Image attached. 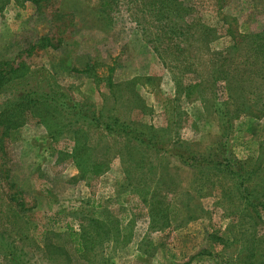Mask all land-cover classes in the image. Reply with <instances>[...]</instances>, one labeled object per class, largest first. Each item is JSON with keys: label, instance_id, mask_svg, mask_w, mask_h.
Instances as JSON below:
<instances>
[{"label": "rangeland", "instance_id": "obj_1", "mask_svg": "<svg viewBox=\"0 0 264 264\" xmlns=\"http://www.w3.org/2000/svg\"><path fill=\"white\" fill-rule=\"evenodd\" d=\"M38 1L0 0V61L17 69L0 95V264H264V207L254 215L242 192L264 204L259 178L239 187L242 177L194 171L53 109L49 126L5 130L23 87L203 151L220 133L216 98L233 112L228 150L264 175V11L249 0H172L163 15L151 0ZM42 35L52 46L28 54ZM67 227L91 238L84 253Z\"/></svg>", "mask_w": 264, "mask_h": 264}, {"label": "trees", "instance_id": "obj_2", "mask_svg": "<svg viewBox=\"0 0 264 264\" xmlns=\"http://www.w3.org/2000/svg\"><path fill=\"white\" fill-rule=\"evenodd\" d=\"M36 4L38 8L41 7L40 1L31 0ZM55 0H52L54 2ZM215 5L218 9L224 6V4L228 0H214ZM251 6L256 11H264V0H249ZM150 3L156 4L159 3L161 15L165 14L166 11H174L179 5L176 2H172V0H151ZM177 5V6H176ZM104 6H108L109 8L113 6V0H99V7L102 8ZM45 46H52L51 39L48 36L42 35L37 40H35L32 44L29 45L27 53L29 54L35 49H41ZM23 61L18 63V72L23 67ZM2 65H6L8 70L3 73ZM17 71L16 68L10 66L7 61H0V95L2 90V86L6 84L7 81L12 80L14 76L11 75L13 72ZM23 75H18V78ZM198 84L194 83L191 87H197ZM190 88V87H189ZM189 90V89H188ZM188 92V91H186ZM13 104V108L10 111L9 115H14V117L18 118L14 122L6 120L9 122L5 125V130H8L12 127H17L23 122H26L30 119H35L40 122H45L46 126H49L51 123H48L50 119L46 115V111L50 109L58 113L59 116L68 117L71 120L88 122L92 123L95 127H102L103 130L107 131L108 134L115 135L117 133L122 134L124 137H128V140L133 142L136 148H140L141 150H149L150 152H154L156 155H160L161 151L167 153V157L171 158L175 162L180 165L181 163L187 165V167L192 168V170H197L199 172H203L204 170H216L222 169L225 172L230 173V175L237 177H242L240 179L239 187L244 186L245 181L248 180V183L251 182V178L254 176L261 180V183H264V175L257 172L255 169L250 168L247 162L242 161L240 159H236L232 152L228 150L227 145L228 141L226 139L228 130L230 126L231 114L233 112L229 111L225 105L220 104L219 101L214 100L213 110L214 114L217 118L218 122V130L220 133L218 135V139L211 145V147H207L203 151L192 150L191 147L185 141H177L174 142L171 147L166 146V140L161 139L160 136H154L153 134H146L143 130H139L137 127L126 123H118V120L115 118L114 121H108V123L99 122V120L95 116V112H88L80 102L75 101L71 97L66 96L65 93H61L59 98L50 99V97L46 94L43 95V92L39 93H30V91L24 89L23 87L18 89V97L17 101ZM239 111L238 113H241ZM44 115V117H43ZM235 115V114H234ZM1 116H5L9 118L5 111L1 112ZM101 125V126H99ZM77 138V137H76ZM78 140V139H77ZM77 146V143H76ZM165 146V147H164ZM79 147V144H78ZM77 148H73V152H76ZM182 166V165H181ZM177 168V167H176ZM253 191V193H252ZM249 190L247 187H242V192L244 193V199L247 202L246 206L251 208V211H254V215L258 216V209L260 206L264 207V204L261 201V197L255 196L254 188ZM251 206V207H250ZM170 206L164 209L162 216L165 220L169 219ZM154 212V209L152 210ZM96 221V223H103V221ZM167 222V221H165ZM85 233V232H84ZM81 231H75L72 227H67V229L61 233V236H64V239L68 241L70 248L74 253H84L85 247L88 245L91 238L87 237L86 233L84 234ZM68 239V240H67Z\"/></svg>", "mask_w": 264, "mask_h": 264}]
</instances>
